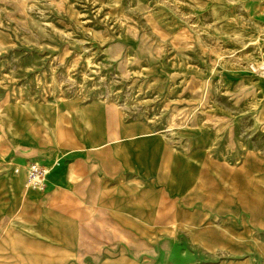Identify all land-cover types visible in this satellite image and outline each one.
I'll use <instances>...</instances> for the list:
<instances>
[{
	"label": "crops",
	"instance_id": "obj_1",
	"mask_svg": "<svg viewBox=\"0 0 264 264\" xmlns=\"http://www.w3.org/2000/svg\"><path fill=\"white\" fill-rule=\"evenodd\" d=\"M236 74L219 80L264 103V77ZM4 118L0 264H264L263 154L231 160L200 134L174 145L96 98L12 104ZM32 161L51 168L44 191L25 188Z\"/></svg>",
	"mask_w": 264,
	"mask_h": 264
},
{
	"label": "rangeland",
	"instance_id": "obj_2",
	"mask_svg": "<svg viewBox=\"0 0 264 264\" xmlns=\"http://www.w3.org/2000/svg\"><path fill=\"white\" fill-rule=\"evenodd\" d=\"M220 70L264 77V4L0 0V152L12 104L96 98L149 121L174 145L190 148L200 134L231 160L246 150L264 155L262 99L243 83H222Z\"/></svg>",
	"mask_w": 264,
	"mask_h": 264
},
{
	"label": "built area",
	"instance_id": "obj_3",
	"mask_svg": "<svg viewBox=\"0 0 264 264\" xmlns=\"http://www.w3.org/2000/svg\"><path fill=\"white\" fill-rule=\"evenodd\" d=\"M50 171V167H47L40 162H30L26 168L27 189L33 191H44L46 189L47 178L49 176Z\"/></svg>",
	"mask_w": 264,
	"mask_h": 264
}]
</instances>
